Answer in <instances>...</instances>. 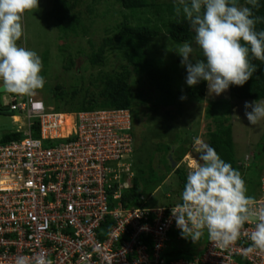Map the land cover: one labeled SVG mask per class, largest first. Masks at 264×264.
I'll return each mask as SVG.
<instances>
[{"label": "built area", "instance_id": "built-area-1", "mask_svg": "<svg viewBox=\"0 0 264 264\" xmlns=\"http://www.w3.org/2000/svg\"><path fill=\"white\" fill-rule=\"evenodd\" d=\"M5 104L25 125L21 139L0 143V264L38 253L54 264H264V252H245L247 237L228 248L208 238L199 254L167 259L177 204L146 208L140 197L127 207L123 198L134 177L128 109L61 113L22 95ZM255 199L264 204V172Z\"/></svg>", "mask_w": 264, "mask_h": 264}, {"label": "clouds", "instance_id": "clouds-1", "mask_svg": "<svg viewBox=\"0 0 264 264\" xmlns=\"http://www.w3.org/2000/svg\"><path fill=\"white\" fill-rule=\"evenodd\" d=\"M260 6V0L244 4L239 0H175V15L183 17L194 33L193 43L185 41L176 50L189 87L203 80L209 93L218 96L230 85L243 86L249 80L257 67L252 61L264 62V29L257 28L264 23V16L256 14ZM37 8L38 0H0V86L22 96H34L45 84L41 57L18 44L24 35L25 12ZM197 50L202 59L196 57ZM244 108L249 124L264 121V100L245 102ZM17 116L23 113L15 112L11 119ZM192 148L200 153L199 160L193 158L187 173L182 203L171 209L181 237L195 243L206 230L208 238L223 248L247 237L251 244L246 253L264 252V204L248 195L241 173L203 139L195 138ZM246 223H254L251 232L245 230ZM15 264L54 261L38 253L18 256Z\"/></svg>", "mask_w": 264, "mask_h": 264}, {"label": "trees", "instance_id": "trees-1", "mask_svg": "<svg viewBox=\"0 0 264 264\" xmlns=\"http://www.w3.org/2000/svg\"><path fill=\"white\" fill-rule=\"evenodd\" d=\"M108 2L104 10H98L99 6H103ZM245 0H239L240 4H244ZM112 5L118 6L119 9L131 11V14L122 18L119 22H113L112 16L114 11ZM174 3H154L153 0H54L53 7L49 12L51 18L54 19L57 30L60 35L67 38L70 35L74 37L88 36L89 27L95 24L97 18L102 17L105 22L102 27V36L98 43L88 39L89 52L84 53L81 49L74 47L73 42L68 39L62 40L60 52L64 53L65 58L62 60L61 67L66 72L71 71L74 66V53L86 55L88 63L87 70H94L91 74L89 85L95 90L91 91L89 87H75L77 92H71L72 101H76V105L72 108H66L61 113H77L102 109H128L131 111L133 106V97L137 95L134 92L133 85L140 84L141 81L149 83V85H162V81L167 82L168 76L164 73V62L160 59H154L148 53L146 45L156 38L163 31L170 40L177 44L187 41L194 42V33L190 31V27L183 19L177 17L174 12ZM260 9L256 12L259 16H264V0H260ZM84 7V10L82 9ZM121 7V8H120ZM99 12V13H98ZM149 12L152 17H144ZM119 15H123L120 11ZM258 30L264 29V23L257 25ZM61 39V37H60ZM117 55L121 58V63L115 64L106 69L109 65L110 57ZM196 57L202 59V53L197 50ZM257 67L253 75L243 86H229L230 99H218L207 102L204 109V119L209 120L207 126V143L213 147L221 159L226 163H230L232 167L240 173L251 171L256 173V184L259 190V179L264 172V144H258V153L254 157L246 156L243 160H239L234 156L232 130L229 124L230 117L234 108L233 99L241 100H264V62L252 61ZM136 77V78H134ZM83 79V77H82ZM133 79V80H132ZM166 79V80H164ZM207 82L201 80L197 85L189 87L188 99L198 100L201 108V101L204 98ZM55 101H63V86L55 85L54 87ZM68 93V94H71ZM13 96L18 94L12 93ZM76 95V97H75ZM138 104V102H135ZM141 103L140 105H142ZM143 106V105H142ZM0 109L1 113L9 116L14 115V111H10L9 107ZM131 113V112H130ZM132 117V115H131ZM31 135L38 137V126L34 123L31 128ZM21 133L16 131L4 134L0 138V143L5 144L13 140L21 139ZM188 142V141H187ZM187 142L181 138L179 149L171 155L172 146L164 145V154L159 163L165 165L167 172L173 171L177 179L178 189L177 196L179 204L182 203L181 194L186 183L187 173L183 166L177 165L172 169V164H177L185 155ZM144 151V150H143ZM142 151V152H143ZM160 151V148L157 149ZM132 165L134 177L128 191L123 194V198L127 201V207H135L139 205V197L144 188L147 190L155 189L165 177V174H159V170L153 167L152 161L144 163V157L147 156V150L142 153V157L137 155L138 149L133 150ZM137 152V153H136ZM251 162L247 165L246 163ZM158 173V174H157ZM245 176V175H243ZM259 194V191H258ZM255 195V197L258 196ZM170 240L167 243V259H189L199 254V246H204L208 239L207 231L195 245L189 248L184 247L177 235L180 232L171 231Z\"/></svg>", "mask_w": 264, "mask_h": 264}, {"label": "rangeland", "instance_id": "rangeland-1", "mask_svg": "<svg viewBox=\"0 0 264 264\" xmlns=\"http://www.w3.org/2000/svg\"><path fill=\"white\" fill-rule=\"evenodd\" d=\"M53 1L38 0L37 9L25 12L22 21L24 35L18 41V44L35 51L42 60L43 66L40 74L44 77L45 84L43 89L37 90L36 94L32 97L41 100L45 106L50 107L53 111L62 112L64 109L72 108L76 105V101H72L71 99L73 96L71 92L78 91L75 87L83 85L84 87H89L91 91L95 90L93 86L89 85L91 74L95 73V71L87 70L86 55L77 53L76 50L73 51L74 68L69 72L63 70L61 64L65 55L63 52H60L61 42L68 39L69 42H73L74 47L81 49L84 53H88V39L98 43L102 36V27L105 22L102 21V17L97 18L95 24L88 28V36L74 37L70 35L67 38L65 35H60L54 19L49 15L53 7ZM153 2L164 4L174 3L175 0H153ZM107 5L108 2L103 6H99L98 10H104ZM112 7L110 10H113L115 13L111 17L112 21H109V24L119 22L122 18L125 19V16L128 14H131V11L122 9L121 7V9L115 5H112ZM82 9L84 10V7ZM120 11L123 13L122 17L118 13ZM144 17H152V15L146 12ZM180 45L170 40L161 31L156 38L146 45V49L152 58L160 59L164 62L163 71L168 76L167 82L162 81V85L156 86L154 84L151 86L148 81L147 83L141 81L140 84L135 85L132 79L131 83L133 85L132 89L137 93L133 97L134 104L130 111L133 125L132 135L135 140V148L138 149V153H136L139 157H142V153L147 150L148 153L144 157L143 162L147 163L153 160V167L159 170V174H165L164 179L155 189L147 190L144 188L142 190L140 197L143 198V204L146 208L166 207L179 203V197L175 193L177 192L178 185L174 172H167L165 165L158 162L164 154V145L172 146L171 152L167 154L169 156L174 151L177 152L179 150L177 148L181 138L186 142L188 141L185 155L177 164L174 163L172 167L173 169L177 165H181L184 167L186 173H188L191 165L194 163L193 158L199 160L200 153L194 152L192 148L195 138L199 137L207 143L206 133L209 120L204 119V109L207 102L218 99H230L229 88L217 96L214 93H209L208 85H206L204 98L201 101V108L198 100L188 99L189 86L186 84V68L181 65V57L176 53ZM121 62L119 56L116 54L112 55L106 69L113 65L115 66V64L119 65ZM0 84H2V81H0ZM55 85L63 86V94L65 96L63 101H55ZM12 96L13 94L6 90L0 92V109L1 107L5 108L3 103H8ZM181 96L186 98L182 100ZM135 102H138V104ZM231 102L234 108L229 124L232 130L234 156L239 160L245 159L246 156L253 158L259 152L258 144H264V121L256 125L248 123L245 116L246 110L244 104L245 102L252 103L254 102L253 100L238 101L233 99ZM141 103H143V106L140 105ZM250 110L248 109V111ZM16 119L14 120L17 121ZM21 124L22 121L15 123L11 119V116L1 113L0 138L4 134L21 129ZM158 148H160V151H157ZM246 164L249 165L251 162ZM241 176L246 182L248 195L256 198L255 195L258 194L259 190L256 184L255 171H249L248 173L243 170ZM140 197L139 203H142ZM196 243H193L190 238H183L180 245L189 248ZM201 248L202 246H199L197 250Z\"/></svg>", "mask_w": 264, "mask_h": 264}, {"label": "bare ground", "instance_id": "bare-ground-1", "mask_svg": "<svg viewBox=\"0 0 264 264\" xmlns=\"http://www.w3.org/2000/svg\"><path fill=\"white\" fill-rule=\"evenodd\" d=\"M15 118H17V119H16L17 121H14V122L22 121V124H21V125H22V127H24V125H25V123H24V118H23V117H15ZM15 118H14V119H15ZM69 121H70V118H67V122H68V123H66L65 125L68 127V129H69V126H70V125H69Z\"/></svg>", "mask_w": 264, "mask_h": 264}, {"label": "water", "instance_id": "water-1", "mask_svg": "<svg viewBox=\"0 0 264 264\" xmlns=\"http://www.w3.org/2000/svg\"><path fill=\"white\" fill-rule=\"evenodd\" d=\"M3 91H5V89L2 86V87H0V92H3ZM172 167H173V164H172Z\"/></svg>", "mask_w": 264, "mask_h": 264}]
</instances>
